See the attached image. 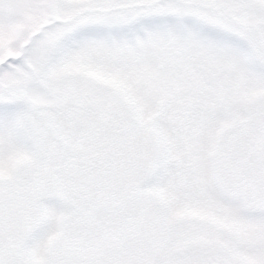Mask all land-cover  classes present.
Returning <instances> with one entry per match:
<instances>
[{
    "label": "rangeland",
    "instance_id": "rangeland-1",
    "mask_svg": "<svg viewBox=\"0 0 264 264\" xmlns=\"http://www.w3.org/2000/svg\"><path fill=\"white\" fill-rule=\"evenodd\" d=\"M0 264H264V0H0Z\"/></svg>",
    "mask_w": 264,
    "mask_h": 264
},
{
    "label": "trees",
    "instance_id": "trees-1",
    "mask_svg": "<svg viewBox=\"0 0 264 264\" xmlns=\"http://www.w3.org/2000/svg\"><path fill=\"white\" fill-rule=\"evenodd\" d=\"M107 162H108V161H106V160H105L104 162L101 161V162L99 163V165L102 166V167H103V166H108ZM110 166H112V163H110Z\"/></svg>",
    "mask_w": 264,
    "mask_h": 264
}]
</instances>
